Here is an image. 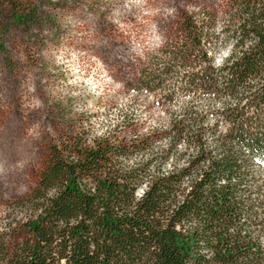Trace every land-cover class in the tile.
Wrapping results in <instances>:
<instances>
[{
    "label": "trees",
    "instance_id": "16d2710c",
    "mask_svg": "<svg viewBox=\"0 0 264 264\" xmlns=\"http://www.w3.org/2000/svg\"><path fill=\"white\" fill-rule=\"evenodd\" d=\"M224 2L221 32L218 9L184 13L166 59L142 70L134 89L158 91L166 123L127 115L52 144L8 204L24 216L0 226V264H264V0ZM174 81L192 98L175 110Z\"/></svg>",
    "mask_w": 264,
    "mask_h": 264
},
{
    "label": "rangeland",
    "instance_id": "374dc122",
    "mask_svg": "<svg viewBox=\"0 0 264 264\" xmlns=\"http://www.w3.org/2000/svg\"><path fill=\"white\" fill-rule=\"evenodd\" d=\"M224 1L0 0V226L24 216L5 217L8 204L31 192L64 135L80 126L100 135L133 114L166 123L158 91L134 89L142 70L166 59L161 49L181 35L184 13L218 9L213 32H221ZM230 50V43L218 47L216 62ZM175 84L174 110L192 100ZM196 103L220 106L199 96ZM252 169L256 186L264 184V165Z\"/></svg>",
    "mask_w": 264,
    "mask_h": 264
}]
</instances>
